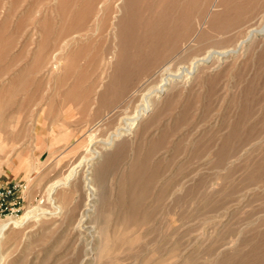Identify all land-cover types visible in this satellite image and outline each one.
<instances>
[{"label": "rangeland", "instance_id": "obj_1", "mask_svg": "<svg viewBox=\"0 0 264 264\" xmlns=\"http://www.w3.org/2000/svg\"><path fill=\"white\" fill-rule=\"evenodd\" d=\"M76 1L83 7L86 0ZM160 2L136 0L141 22ZM56 4L0 0V185L17 182L20 196L17 209L0 219L47 210L9 225L0 238V264H264V39L257 35L242 56H227L219 68L199 69L187 85L167 89L131 132L102 149L93 166L94 211L79 225L91 201L82 176L90 144L99 146L122 127L157 69L177 62L160 56L148 68H133L121 86L128 64L89 50L96 42L97 55L101 47L105 53L117 48L110 24L122 1L109 0L107 16L98 20L106 30L93 33V4L61 55L72 54L71 72L52 71L44 51L53 39L42 32L45 24L52 33L66 27L67 15L60 22ZM225 8L219 0H175L167 23L187 24L191 54L226 48L238 28L212 36L206 18ZM258 10L244 25L261 23L264 7ZM109 78L114 83L101 94ZM74 79L79 85L69 91ZM71 167L75 173L55 186L49 202L48 185Z\"/></svg>", "mask_w": 264, "mask_h": 264}, {"label": "bare ground", "instance_id": "obj_2", "mask_svg": "<svg viewBox=\"0 0 264 264\" xmlns=\"http://www.w3.org/2000/svg\"><path fill=\"white\" fill-rule=\"evenodd\" d=\"M108 1L109 0H97L96 2V0H86L84 6L80 7L77 6L76 0H55V2H57L56 10L60 18V22H62L65 16L67 15V21H66L67 25L62 29H58L54 33H52V31L50 30L47 24L43 26V32H42L43 36L47 37L50 34L53 39V42L51 44H48L47 48L44 51L45 56H51L50 63H51L52 71L58 72V70H62L63 73L71 72L74 63V58H72V54H68L67 57H63L61 55L64 48L67 47L68 44H71L72 42L76 41L77 39L76 37L80 35L79 31L82 29L81 26L83 22L85 20H88L89 16H91V12L93 10V4H96L94 6L95 14L93 18L94 19L93 33H97L101 35L102 32L106 30V26L104 24L101 25L98 24V20L101 19L103 20L107 16ZM121 1L122 4L119 7L120 11L116 15L115 20L112 21L110 24L113 26L112 35L114 37L116 36L117 33L119 35V40L117 41V48L111 51H107V53H105L103 47H101V52L103 54L97 55L100 48L99 43L98 42L91 43V46L89 47L91 56H104V58H106L107 61H109V59L111 60L112 56H114V59L111 62L128 64L127 66L128 72L124 74L123 80L120 83L121 86H124L126 83H128L129 80H131L132 72L130 71L133 68H135L136 71H139L140 69L142 70L148 68L150 65L154 64L155 61L160 56H163L162 61L166 60L165 62H167L169 59V60H173L174 62V60H176L177 64L176 67L173 68L172 64L169 61L168 63H166L165 66L161 65L162 68L161 69L158 68L157 69L158 71L155 70L156 75H158V77L156 76L157 78L155 79L154 84L150 88H148L146 92L144 91L145 93L141 95L140 102L137 103V105L133 109V112L130 113V115H128L127 113L125 114L127 116L124 117L123 125H121L122 127L115 128L106 137H104L103 139L101 138L102 140L101 142L99 141L101 143L99 146H92L93 144L92 143L90 144L91 146L89 147L91 148L89 150V153H86L83 156V158H85L86 160L85 161L86 166H84L85 170L82 176L84 177V187L88 193L87 196L89 197L87 198V200H91V201L86 202L87 204L84 206L81 216H79V220H78L79 225L81 224V221L88 216L89 212L94 211L93 200L95 197L93 196L95 192H96L95 194H97V191L94 192L95 187H94L93 166L94 163H96L95 160L101 155L102 149L111 146L113 143H115L117 138H119L125 132L130 131L131 128L134 127L135 124L138 122L137 121L138 119L146 116L151 111V109L155 105H157L156 102L158 101L159 97L161 96L162 93L167 91V89H173V88L177 89V87L180 85L185 86V84L190 81L195 71L199 69L204 70L205 68L209 69L210 67L213 68L218 64H220L222 61H224L227 56L233 57L236 56V54L241 55V53H244L245 50H249V47L253 45L254 40L257 38V35H260V37L264 39V18L258 26L255 25L250 26L252 24H250L249 26L248 24L244 25V18L248 16H253V10H255L256 12L258 9L264 7V0H247V4L245 8L242 7L244 8L242 9V11L240 7L243 5V1L246 0L243 1L219 0L220 3L226 4L227 8L221 10L220 12L208 11L206 14V18L209 19L210 29L213 31L212 36L227 34L236 28H238L237 31L239 33V36L233 44L227 45L226 48L225 46L224 48L222 47L212 48L210 46V48L206 49L205 51L202 52L198 51L192 54L190 53V48H189L190 39L189 37H187V33H188L187 24H185L183 20H180V18H178V21L175 24L171 22L169 24L167 23L168 11L171 8L172 2L175 3V0H161L160 5L158 6V8H156L153 14L147 16V18L144 19V21L142 22L140 20L141 18L138 15V10H136L137 9L136 0H121ZM99 2L100 4L97 5V3ZM248 13L249 15H247ZM141 23L143 24L142 25L143 28L138 33V35H136L139 38L138 47L137 49L133 50L132 48L134 46V40H135L134 33L138 25L140 26ZM195 32H196V36L198 37L203 36L204 34L200 28H197ZM188 53H190V55H188ZM184 56H194V57H192L189 61L184 62V58H185ZM217 68L219 67L217 66ZM113 83H114L113 79L109 78L108 81L105 82V84L103 85L104 89L101 91V94L105 92L104 91L105 88L111 86ZM78 85H79V80L76 79L72 80L69 83V91L75 90L78 87ZM89 139L93 140V135H89ZM90 165H91V169H90L91 173H89L88 171L89 170L88 166ZM75 169L71 167L62 179H57L48 185L46 189V194H47V198L50 199L49 202L54 203V201L51 198V193L54 190L55 186H57L60 183L64 184V182L68 178H71V176L75 173L76 171ZM60 180H62V182ZM55 207L56 209H58L59 204L56 205ZM46 211L43 210L42 207H35L28 209L25 213H23V215L20 218H15V217L12 218L10 216H7L5 218L0 219V238L10 224H14V225L20 224L28 217H31L32 215L35 214L37 215L41 212L45 213ZM51 212H55V210ZM91 227L94 228V226L92 225ZM100 239H98V243L100 242L99 241Z\"/></svg>", "mask_w": 264, "mask_h": 264}, {"label": "built area", "instance_id": "obj_3", "mask_svg": "<svg viewBox=\"0 0 264 264\" xmlns=\"http://www.w3.org/2000/svg\"><path fill=\"white\" fill-rule=\"evenodd\" d=\"M19 184L10 182L0 185V216L4 212L12 213L17 209L20 196L17 195Z\"/></svg>", "mask_w": 264, "mask_h": 264}]
</instances>
